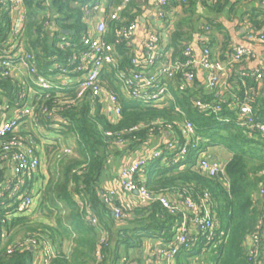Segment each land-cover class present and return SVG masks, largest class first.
<instances>
[{
  "label": "trees",
  "instance_id": "16d2710c",
  "mask_svg": "<svg viewBox=\"0 0 264 264\" xmlns=\"http://www.w3.org/2000/svg\"><path fill=\"white\" fill-rule=\"evenodd\" d=\"M182 1L170 0L163 8L168 17L176 16L166 50L170 51L173 61L180 63L186 62L184 50L195 36L205 35L206 28L222 33L223 24L218 22L222 14L227 11L228 15L237 16L239 8L243 7L236 0L203 1L201 12L196 0ZM123 2L110 0L108 4L112 10L107 9L108 16L115 6ZM144 3L148 0H129L118 21L106 18L103 39L114 47L119 66L103 69L100 81L119 99L118 118L110 117L99 99L87 96L78 100L76 89L39 91L32 103L35 116L30 119L31 124L38 128L37 132L34 133L32 126L28 128L26 123L24 127L28 129L18 128L0 139V194H3L0 198V264H35L42 243L54 249V255L47 264H97L96 251L102 231L109 234V244L102 246L104 259L99 264H128L129 251L141 247L139 233L153 230L164 232L169 238L174 236L173 231L178 230L181 216L169 214L158 201H152L145 208L137 209L135 220L138 228L119 230L115 241L116 231L107 222L113 223L112 211L101 199L99 190L102 172L111 156L136 150L151 137L162 135L160 129L166 126L173 128V137L178 145L184 144L176 126L184 121L194 125L195 136L200 138L198 147L191 149L180 163L170 165L162 159L149 163L136 177L137 183L153 196L164 195L169 200L170 196L173 200L175 195L186 194L198 202L208 194L212 214L219 226L213 243L216 244L213 248L214 264H264V203L255 196L259 188L264 187V137L250 136L237 125V110L234 109V98L230 97L243 102L244 93L255 89L252 108L255 115L264 120V111H258L262 107V95L258 94L257 82L242 74L231 76L228 80L231 90L228 99L224 97L226 100L221 111L208 115L195 109L194 100L212 101L213 94L196 86V79L192 88L180 90L181 73L167 83L172 99L162 107L143 104L125 96L117 75L133 69L132 60L137 57L131 43L120 40L116 30L137 23ZM263 3L264 0H257V6H251L240 15L257 33L264 32ZM93 5L94 0H22L23 26L13 34L14 5L8 0H0V52L5 50L11 39L13 47H22L26 53L35 56L40 74L55 77V72L51 71L55 62L63 63L67 57L83 50L81 42L88 32L87 20ZM177 9L180 10L175 12ZM62 31L69 32L65 38L71 46L63 45ZM225 40L224 45L229 48V38L225 37ZM5 102L13 109L21 110L26 101L17 83L5 77L0 70V106ZM25 121L27 118L21 119L19 125ZM57 125L61 127L54 129L58 135L74 137V147L54 140L45 148L46 171L41 170L40 165L32 181L28 174L23 181L21 177H9L11 171L6 165L8 160L4 158L2 146L13 139L23 138L28 146L36 149L46 140L41 132H49ZM107 133L112 137L107 138ZM113 139H122L127 150L112 146ZM215 147L225 148L232 157L224 166V172L211 178L197 168L196 160L199 154H208ZM39 179L43 182L37 192V203L33 213L28 215L27 211L20 209L19 197L25 193L30 198L36 197L32 187L33 182ZM7 185L19 187L15 196L11 197L5 190ZM89 212L99 220L97 228L87 224ZM257 230L262 237L257 255L250 257L245 242ZM32 240L37 242L35 247L29 243ZM203 247L204 239H200L189 250L182 249L177 255L178 263L190 264L191 259L203 254Z\"/></svg>",
  "mask_w": 264,
  "mask_h": 264
},
{
  "label": "built area",
  "instance_id": "2783aa9c",
  "mask_svg": "<svg viewBox=\"0 0 264 264\" xmlns=\"http://www.w3.org/2000/svg\"><path fill=\"white\" fill-rule=\"evenodd\" d=\"M109 0H94V5L90 13L89 20L93 17L96 23L94 30L88 28L86 36L82 40L83 50L78 54L67 57L63 63L55 62L51 71L55 72V77L42 75L37 70L36 59L33 54L26 53L23 49L12 47L5 48L0 52V70L4 72L5 77H10L16 66H22L26 69L31 83L36 88L35 92L51 91V90H72L76 89L78 100L85 97H90L93 100L99 99L101 103L106 105L107 113L110 117L118 118L120 115L119 99L117 95L108 90L100 81V76L106 67L116 69L118 61L115 57L114 47L103 39L106 32V18L110 17L112 21H118L121 14L124 12L129 0H124L123 3L115 6L110 16L101 17L102 9L106 7ZM208 2H216L217 0H205ZM14 6L22 5V0H8ZM151 2L156 18L160 22L166 23L168 15L165 13V8L170 0H148ZM186 3V1H182ZM264 4V3H263ZM180 10V9H177ZM89 20L87 22L89 23ZM24 21V16L20 22ZM91 24V23H90ZM89 24V26H90ZM136 23H131L127 26L120 27L116 30V35L120 40L131 43L136 31ZM16 33L19 30H15ZM210 30L206 28V34L202 36L201 43L203 44V52L198 59L192 45L186 46L184 56L186 62L180 63L173 61L170 54L163 52L159 46L158 35L151 36L146 43V54L143 59L134 58L132 60L133 69L125 72H120L117 77L121 82V92L128 98L139 101L143 104H148L154 107H162L164 103L172 99V92L167 84L173 81L178 73L182 74V84L180 90H186L194 86L196 79L195 67H201L207 72L206 89L213 94L212 101L194 100L195 109L202 114H213L221 111V106L225 103L224 92L221 90L223 74L227 68L235 64L242 63L251 57V52L244 47H236L233 52L228 55L227 63H223L217 58H213L212 50L207 42L208 33ZM249 40L264 45V32L251 33L248 36ZM63 45L71 46L65 36L61 38ZM136 67L138 69H136ZM242 76L257 82L258 94L261 84L264 83V72L257 70L253 73H242ZM70 78L73 82H63L61 78ZM53 80H52V79ZM246 87V84H244ZM256 90L249 89L244 93L243 102L238 101L234 97V109L237 110L236 123L248 132V135H260L264 137V120H260L253 111L252 103L255 101ZM4 106H0V139L13 133L19 128V119H6L2 116ZM179 111V109H177ZM50 115V114H49ZM34 107H27L22 111V117L28 119L34 118ZM36 120V118H35ZM38 125V122H35ZM159 124V123H158ZM160 125V124H159ZM180 134L183 137L184 144L178 145L174 137L169 138L167 142L151 152L149 155L137 159L133 163L126 165L121 171L122 188L127 193H138V197L143 203L149 204L152 201H158L160 205L173 216H181V222L178 226V231L175 235V244L167 249L161 248L160 255L164 257L168 264H177L176 257L182 249H190L197 242L189 238V230L191 227L199 229L201 239H204V247L202 252H206L209 247H213L216 233L219 228L218 222L211 210V199L208 194H205L199 201H194L188 195H179L176 199L169 200L164 195L153 196L136 181V177L141 175L144 168L149 163L162 159L166 164H176L184 161L189 155L191 149H195L199 145L200 138L195 136V127L189 121H184L181 124H176ZM173 128L166 126L165 129H160L161 134L173 135ZM107 138H111V133L106 134ZM112 146L117 148H126L127 144L122 139H113ZM4 158L7 159L6 165L10 168L13 177H23L26 174L36 173L40 162L33 147L28 146L23 138L13 139L12 141L2 146ZM15 150V152H13ZM69 153L70 151H66ZM197 168L208 177H216L220 172H224V166L215 160H212L206 153H201L197 156ZM141 177V176H140ZM5 190L15 196L19 191L18 186L7 185ZM21 195L20 209L29 210L31 208L33 198ZM3 194H0V198ZM100 197L103 202L108 205L112 211L114 220L121 222L124 219L122 209L115 203L113 192H102ZM257 198L263 200L264 203V187H260ZM87 224L97 228L99 220L94 213L89 212L87 215ZM109 234L101 232L100 244L97 247L96 259L97 264L104 259L102 246L107 247ZM262 237L260 230L247 238L245 247L250 257L257 255L259 241ZM33 247L37 245L34 240L29 241ZM39 250V259L44 264L48 263L50 257L54 255V251L49 244L42 243ZM44 247V248H42ZM33 249V248H32ZM53 251V252H52ZM9 252H12L11 250ZM38 258V256H37Z\"/></svg>",
  "mask_w": 264,
  "mask_h": 264
},
{
  "label": "crops",
  "instance_id": "0c3cea01",
  "mask_svg": "<svg viewBox=\"0 0 264 264\" xmlns=\"http://www.w3.org/2000/svg\"><path fill=\"white\" fill-rule=\"evenodd\" d=\"M110 1V0H109ZM108 1V3H109ZM205 0H196V5L199 11L202 12V3ZM239 6H243L239 8L238 15L236 16L235 14L228 15L227 11H225L222 14V17L219 18L218 22L223 24V32H217V31H210L207 35L208 37L207 42L211 45V50L213 54V58H217L218 60L222 61L223 63H227L226 60L228 58V55H230L231 52H233L234 48L236 47H244L248 51L251 52V57L247 60H244L242 63L235 64L232 67L227 68V71L225 74H223L222 77V83H221V90L224 92V97L228 99L229 97V92H230V85L228 80L230 79L231 76L233 75H240L242 73H253L257 70H261L264 72V45H260L257 43H254L249 40L248 36L251 33H257L255 29L251 28L249 22L246 20V18H241V14L245 12L247 9H251V6L254 7L257 6V0H236ZM143 13L139 17V20L136 23V31L134 34V38L131 42V48L133 49L134 54L136 55L137 58L143 59L146 54V43L150 39L151 36L158 35L159 39V46L163 52H166L167 46H168V37L170 34V31L172 30V27L174 25V21L176 20V16L174 14L170 15L168 17V20L166 23L160 22L157 18L156 15L153 11V7L151 2L144 3L143 6ZM107 9H111V5L107 4L106 7L102 9L101 17L105 19V16H108L107 14ZM179 10H176L175 12H178ZM24 8L20 6H14L13 9V18L15 21V28H14V33L16 30V25L17 22L20 21L21 17L24 16ZM95 18L93 17L92 19L89 20V28L90 30H94L96 27L95 21H93ZM21 23V22H20ZM23 22L20 24L19 31L22 28ZM53 27L51 26V29ZM262 33V32H260ZM211 37L213 39H211ZM225 37L229 38L228 41V46L230 45L229 48H227L224 43H225ZM12 38V37H11ZM202 36H195L193 41L191 42L193 52L195 56L200 59L202 52H203V44L201 43ZM14 42L9 39L7 45L5 46L6 48H12L14 45ZM22 49V47L20 48ZM1 50V49H0ZM167 53L170 54V51ZM195 72H196V86L198 85L199 88L201 89H206V81H207V72L202 69L201 67H195ZM11 79L15 83H17L19 92L25 98V103L24 107L21 110L13 109L7 103H3L4 109L2 110V116L5 117L6 119H21L27 118V117H22V110L25 108L33 107L32 103L34 100V96L37 94L35 92V87L31 83V79L29 77V74L27 73L26 69L22 66H16L11 75ZM52 79V78H51ZM57 79V77H55ZM53 80V79H52ZM61 81L63 82H73L70 78H61ZM264 84V83H263ZM263 84H261L260 89H259V94L260 96L262 95V101H261V108H258V111H264V95L262 93L263 89ZM232 99L234 98L233 96H230ZM225 99V100H226ZM104 105V109L106 108V105ZM2 107V106H1ZM29 122V123H28ZM27 127L31 128L32 126V131L34 133L37 132V127L33 126L31 124V120L27 118V122H22L20 123L19 129L26 130L28 128H25L24 125ZM58 126V125H57ZM57 126H53L51 131L46 132L43 131V136H47L50 132L54 131V134L52 133L51 139L46 138V140L41 143L40 145L41 150L38 148L35 149L36 155L40 161V167L41 170L46 171V163H45V148L47 146H50L54 143V140H58V142L62 143L63 145L67 147H74V137L72 136H67L65 138L64 136H60L57 134V131L54 130L57 128ZM23 127V128H22ZM40 128V127H39ZM61 128V127H59ZM40 128L39 130H41ZM58 129V128H57ZM173 135L169 136L168 134H162L159 136H153L149 139L147 143H145L143 146L138 147L134 151H124L122 154H117L115 156H111L110 159L107 161L106 166L102 172L101 179H100V190L99 194L102 192H113L114 193V199L116 205L122 209V212L124 214V219L121 222H116L114 220L113 214L112 219L113 223L110 220H107L109 226H112L113 231H116L114 236H116L115 241H117V232L122 229H133L136 228V211L138 208H145L148 204L143 203L140 198L138 197L137 193H127L123 190L122 184H121V171L122 169L137 159H140L142 157H145L146 155H149L151 152L155 151L159 147L163 146L169 138H172ZM127 148V147H126ZM125 148V149H126ZM124 150V148H122ZM127 150V149H126ZM212 160L217 161L221 165L225 166L226 163L231 159L232 154L226 150L223 147H215L212 148L208 151L207 154ZM30 175V176H29ZM28 178H30V181H32L34 177V173L28 174ZM26 176V177H27ZM13 177L12 172H10V176ZM142 179L141 177H139ZM25 176L21 177V180L23 181ZM42 182L40 179L37 181L33 182V187H32V193L36 195V197L33 198L32 202V207L35 208L36 203H37V192L39 188L42 185ZM256 196V195H255ZM171 200L172 197L170 196ZM176 195L174 196V199H176ZM112 213V212H111ZM114 225V226H113ZM138 228V227H137ZM178 230L173 231L174 236L171 238L167 237L166 234L156 232L153 230H148L147 232L144 231L143 234H138L141 236V247L140 248H132L128 255L130 257V260L128 261V264H168L167 260L162 257L159 253L161 248L167 249L172 247L175 244V235ZM189 238L200 241L201 235L199 233V229L196 227H191L189 230ZM65 247V246H64ZM216 247V244L213 245V247H209L207 249V252L205 254L203 253L199 257H195L189 261L190 264H214L213 257V248ZM54 251V249L52 248ZM179 262L183 263L182 261ZM176 263H178L177 257H176ZM37 264V261L36 263Z\"/></svg>",
  "mask_w": 264,
  "mask_h": 264
},
{
  "label": "rangeland",
  "instance_id": "374dc122",
  "mask_svg": "<svg viewBox=\"0 0 264 264\" xmlns=\"http://www.w3.org/2000/svg\"><path fill=\"white\" fill-rule=\"evenodd\" d=\"M57 128H59V126H57ZM52 133L54 134V131L53 132H50L47 136L45 135L44 137H46V138H48V139H51V136H52ZM39 150H41V147L40 146H38L37 147ZM44 170L45 169H47V168H43ZM33 209H34V207H32V205H31V208L29 209V210H27V214L28 215H30L31 213H33ZM32 249V248H31ZM34 249V248H33ZM53 252V251H52ZM207 252V251H206ZM204 254H205V252H203ZM38 258L36 259V261H37V264H44L42 261H41V259H39V251H38ZM41 258V257H40Z\"/></svg>",
  "mask_w": 264,
  "mask_h": 264
},
{
  "label": "water",
  "instance_id": "95a60500",
  "mask_svg": "<svg viewBox=\"0 0 264 264\" xmlns=\"http://www.w3.org/2000/svg\"><path fill=\"white\" fill-rule=\"evenodd\" d=\"M20 21L19 22H17V25H16V30H19V27H20ZM68 34H69V32L68 31H62V35H64V36H68ZM262 93H263V95H264V84H263V89H262ZM138 194V193H137Z\"/></svg>",
  "mask_w": 264,
  "mask_h": 264
}]
</instances>
